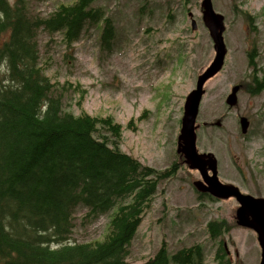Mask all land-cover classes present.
<instances>
[{
	"label": "rangeland",
	"instance_id": "1",
	"mask_svg": "<svg viewBox=\"0 0 264 264\" xmlns=\"http://www.w3.org/2000/svg\"><path fill=\"white\" fill-rule=\"evenodd\" d=\"M30 1L35 11L46 16L65 0ZM248 1L242 12L234 6L235 0H213L214 9L225 16L228 54L223 69L205 84L197 122L200 127L195 126V131L198 152H212L218 158L222 181L256 191L253 180L258 179L259 193L264 196V119L259 118L264 114V95L250 92L254 75L249 59L250 53L258 57L264 73V0ZM201 2L99 0L95 6L105 7V16L116 22L110 46L106 49L104 35L102 46L100 38L106 28L88 26V34L76 44L72 57L66 56L68 50L60 34L43 32L39 37L45 74L56 87L67 91L66 112L80 114L81 100L89 114L110 116L123 125V152L157 170L179 166L174 176L159 184L153 208L129 246L127 264H143L164 241L168 244L169 264H178L176 255L197 244L204 252L198 264H225L228 259L218 263L216 259L220 242L227 244L231 264L261 262L257 234L235 223L238 202L234 198L199 197L194 182L201 180L200 174L181 164L183 159L177 153L187 97L196 89L198 77L216 59L203 23ZM192 19L197 21L195 30ZM5 69L1 65L0 74ZM240 83L244 87L239 92V103L229 108L226 97ZM240 116L251 121L247 135L241 133ZM218 120L221 127L214 125ZM202 123L206 125L201 127ZM256 166L260 173L252 170ZM115 211L89 225L83 220L87 210L79 206L76 228L65 244L101 239ZM211 221H223L232 229L213 239L208 231Z\"/></svg>",
	"mask_w": 264,
	"mask_h": 264
},
{
	"label": "trees",
	"instance_id": "2",
	"mask_svg": "<svg viewBox=\"0 0 264 264\" xmlns=\"http://www.w3.org/2000/svg\"><path fill=\"white\" fill-rule=\"evenodd\" d=\"M98 1L65 0L43 16L30 0H0V66L6 68L0 74V264H127L159 184L179 169L157 170L123 152V125L90 115L81 100L78 116L66 112L67 91L45 74L41 33L60 34L69 57L88 26L106 28V40L113 39L112 18ZM257 86L252 94L263 91ZM81 205L89 225L116 211L101 239L65 244ZM231 229L223 221L208 224L213 239ZM223 245L220 258L231 264ZM203 258L197 244L175 260L198 264ZM143 264H169L167 242Z\"/></svg>",
	"mask_w": 264,
	"mask_h": 264
},
{
	"label": "water",
	"instance_id": "3",
	"mask_svg": "<svg viewBox=\"0 0 264 264\" xmlns=\"http://www.w3.org/2000/svg\"><path fill=\"white\" fill-rule=\"evenodd\" d=\"M203 19L210 31L217 52L212 66L199 77L196 89L190 94L185 107L181 134L178 138V153L185 156L186 162L193 170L200 171L204 182H198L195 186L202 193H210L218 199L234 197L240 204L237 210L238 224L242 227L254 230L258 234V241L262 247V261L264 264V199H258L250 195H244L235 185L223 184L218 177V163L212 154H200L197 150L196 121L199 114L200 103L204 94L205 82L218 73L225 59L227 49L224 43L223 32L225 30L224 17L214 11L212 0H203ZM194 21V26H195ZM239 87L233 89L227 103L234 107L237 104ZM220 125V123H217ZM242 131L247 133L249 121L241 120ZM207 168L213 172L210 176Z\"/></svg>",
	"mask_w": 264,
	"mask_h": 264
},
{
	"label": "flooded vegetation",
	"instance_id": "4",
	"mask_svg": "<svg viewBox=\"0 0 264 264\" xmlns=\"http://www.w3.org/2000/svg\"><path fill=\"white\" fill-rule=\"evenodd\" d=\"M256 85H258V86H260V85H263L261 88H263L264 89V81H259L258 79H255V87H256ZM258 86H257V88H258ZM235 87H239V89L240 90H242L243 89V87H244V84H242V83H240V84H236V85H234L230 90H233ZM254 89V88H253ZM264 94V93H263ZM202 125L203 126H205L206 125V123H202ZM210 153V152H209ZM216 157V156H215ZM217 158V157H216ZM218 159V158H217ZM219 161V160H218ZM248 169V171H250V168L248 167L247 168ZM252 170L254 171V172H256V173H260V169H259V167L258 166H256V167H252ZM207 172L209 173V175H212L213 174V172L212 171H210V170H208V168H207ZM218 175H219V166H218ZM219 177H220V175H219ZM224 182V181H223ZM225 184H227L228 182H224ZM238 186V185H237ZM253 186L255 187V189L256 188H258V189H256V191H251V190H249V189H244L243 187H241V186H239L240 187V189H241V191L244 193V194H250V195H252V196H254V197H257V198H262V197H264L261 193H259V190L261 189V184H260V182H259V180L258 179H255V180H253ZM262 196H260V195ZM259 195V196H258ZM220 260V259H219ZM218 260V261H219Z\"/></svg>",
	"mask_w": 264,
	"mask_h": 264
},
{
	"label": "bare ground",
	"instance_id": "5",
	"mask_svg": "<svg viewBox=\"0 0 264 264\" xmlns=\"http://www.w3.org/2000/svg\"><path fill=\"white\" fill-rule=\"evenodd\" d=\"M214 11H215V9H214ZM216 12V11H215ZM217 13V12H216ZM218 14V13H217Z\"/></svg>",
	"mask_w": 264,
	"mask_h": 264
}]
</instances>
